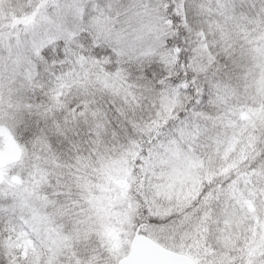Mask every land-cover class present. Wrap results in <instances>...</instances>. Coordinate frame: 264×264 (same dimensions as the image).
<instances>
[{"label":"snow or ice","instance_id":"obj_1","mask_svg":"<svg viewBox=\"0 0 264 264\" xmlns=\"http://www.w3.org/2000/svg\"><path fill=\"white\" fill-rule=\"evenodd\" d=\"M0 264H264V0H0Z\"/></svg>","mask_w":264,"mask_h":264}]
</instances>
